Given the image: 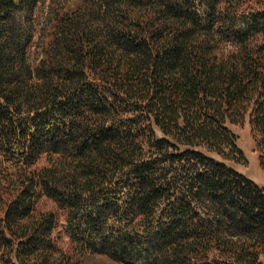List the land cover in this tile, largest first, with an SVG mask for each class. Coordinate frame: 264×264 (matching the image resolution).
Returning a JSON list of instances; mask_svg holds the SVG:
<instances>
[{
  "label": "trees",
  "instance_id": "1",
  "mask_svg": "<svg viewBox=\"0 0 264 264\" xmlns=\"http://www.w3.org/2000/svg\"><path fill=\"white\" fill-rule=\"evenodd\" d=\"M42 2L0 0V264H264V0Z\"/></svg>",
  "mask_w": 264,
  "mask_h": 264
},
{
  "label": "rangeland",
  "instance_id": "2",
  "mask_svg": "<svg viewBox=\"0 0 264 264\" xmlns=\"http://www.w3.org/2000/svg\"><path fill=\"white\" fill-rule=\"evenodd\" d=\"M48 7V0H43L38 8L39 16L41 22L44 21V16L46 15V10ZM43 26V25H42ZM43 28V27H42ZM36 50V49H35ZM228 127L236 135V141L238 148H240L244 154L245 159L240 162H235L233 160H223L228 166L234 168L235 170L245 174L247 177L254 180L259 186L264 187V170L260 166L259 162V152L256 147V142L254 139V134L252 131L251 124L249 122V115L238 123H229ZM39 208L42 210H54L57 208L51 201L46 198H41L39 201ZM63 217H61L62 220ZM59 230V229H58ZM57 230V231H58ZM57 236V235H56ZM58 243L66 248L68 245V238L64 236L61 232L58 233ZM264 261V257H262ZM82 264H120L106 256L93 255L88 256L83 260Z\"/></svg>",
  "mask_w": 264,
  "mask_h": 264
}]
</instances>
